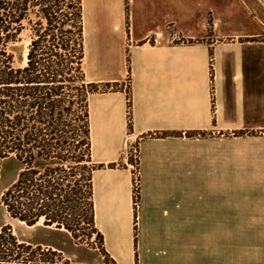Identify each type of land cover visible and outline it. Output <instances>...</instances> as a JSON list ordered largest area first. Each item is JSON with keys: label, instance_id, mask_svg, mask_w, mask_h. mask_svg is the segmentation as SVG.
<instances>
[{"label": "crops", "instance_id": "crops-1", "mask_svg": "<svg viewBox=\"0 0 264 264\" xmlns=\"http://www.w3.org/2000/svg\"><path fill=\"white\" fill-rule=\"evenodd\" d=\"M82 3L86 80L115 89L89 96L102 254L80 264H264V27L226 0ZM42 223L26 243L60 252L71 234Z\"/></svg>", "mask_w": 264, "mask_h": 264}, {"label": "trees", "instance_id": "trees-1", "mask_svg": "<svg viewBox=\"0 0 264 264\" xmlns=\"http://www.w3.org/2000/svg\"><path fill=\"white\" fill-rule=\"evenodd\" d=\"M24 30L27 60L17 66L10 45ZM83 63L82 0H0V164L21 166L0 202L12 219H43L73 238L96 231L92 176L104 165L92 160L89 96L111 86L87 82ZM33 248L42 250L1 228L0 264H27L22 252Z\"/></svg>", "mask_w": 264, "mask_h": 264}, {"label": "rangeland", "instance_id": "rangeland-1", "mask_svg": "<svg viewBox=\"0 0 264 264\" xmlns=\"http://www.w3.org/2000/svg\"><path fill=\"white\" fill-rule=\"evenodd\" d=\"M226 12L231 13L234 22L247 19L250 22L258 23L259 25L264 27V0H226ZM209 22H211V20H209ZM23 24H25V21L23 22ZM19 38V41L10 45V49L14 54L15 64L17 66H23L25 65L27 60V46L30 41L28 31H22L19 35ZM25 50L26 55H24ZM111 87L115 88V86H110V88ZM136 141L139 145V141L137 139ZM123 158L124 150L122 144L121 160L117 164H125ZM20 168V164L12 157L1 161L0 198L5 189L17 178ZM18 221L19 220L12 219L8 215L5 208L0 202V230L4 226H9L11 229V233L16 237V239L19 242L26 243L27 232L31 230H29L25 224H21ZM39 228L42 227L39 226ZM88 233V229L80 230L79 232H77L76 238H73L72 235L69 236L68 234H65V244L62 246L60 252L54 251L52 249H42L39 251L36 250V248H33L31 251L22 252V255H24L23 258H27V264H80L84 255L88 256L92 255L93 253L102 254V251L100 249V241L98 239L96 231L90 232L89 235ZM95 248H97V250L93 251V249ZM19 261H23L22 257L21 259H19Z\"/></svg>", "mask_w": 264, "mask_h": 264}, {"label": "built area", "instance_id": "built-area-1", "mask_svg": "<svg viewBox=\"0 0 264 264\" xmlns=\"http://www.w3.org/2000/svg\"><path fill=\"white\" fill-rule=\"evenodd\" d=\"M124 162L131 167L133 171V194L134 207L137 208L139 204V145L135 138L128 136L123 143Z\"/></svg>", "mask_w": 264, "mask_h": 264}, {"label": "bare ground", "instance_id": "bare-ground-1", "mask_svg": "<svg viewBox=\"0 0 264 264\" xmlns=\"http://www.w3.org/2000/svg\"><path fill=\"white\" fill-rule=\"evenodd\" d=\"M24 55H26V50H25ZM41 221H42V219L39 220V222H41ZM18 222L21 223V224H24V223H22V222H20V221H18ZM26 226H27V225H26Z\"/></svg>", "mask_w": 264, "mask_h": 264}]
</instances>
